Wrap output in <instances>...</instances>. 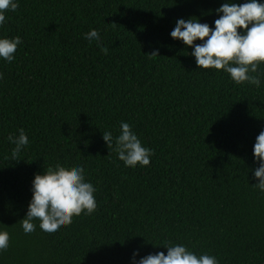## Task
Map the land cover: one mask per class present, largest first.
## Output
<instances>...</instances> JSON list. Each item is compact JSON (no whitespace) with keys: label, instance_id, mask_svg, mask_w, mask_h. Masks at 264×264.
<instances>
[{"label":"trees","instance_id":"obj_1","mask_svg":"<svg viewBox=\"0 0 264 264\" xmlns=\"http://www.w3.org/2000/svg\"><path fill=\"white\" fill-rule=\"evenodd\" d=\"M226 0H19L0 36H20L0 60V264H132L168 242L219 264H264V192L254 170L264 131V84L203 70L170 33L179 18L214 27ZM246 0H237L244 3ZM91 29L102 45L85 39ZM197 43H200L197 41ZM158 52L159 55L151 54ZM130 124L153 150L125 167L102 131ZM30 144L17 161L9 134ZM83 165L97 210L50 235L25 234L36 174Z\"/></svg>","mask_w":264,"mask_h":264},{"label":"clouds","instance_id":"obj_2","mask_svg":"<svg viewBox=\"0 0 264 264\" xmlns=\"http://www.w3.org/2000/svg\"><path fill=\"white\" fill-rule=\"evenodd\" d=\"M18 8L19 0H0V29L8 22L6 13L15 12ZM215 14L219 18L214 21V27L202 23L198 17L179 18L170 36L193 49L190 55L195 58L199 69L222 70L237 85L260 88L264 84V0H246L244 3L226 0ZM85 39L95 42L107 53L100 33L95 29L87 32ZM22 43L20 36H0V60L12 63ZM3 80L4 73L0 72V82ZM102 132L107 147L116 152L125 167L150 166L154 152L143 145L130 124L121 122L120 134L116 137L110 131ZM7 141L14 145L12 161H17L30 144L23 128L18 134H9ZM253 155L259 165L254 170L258 183L253 186L264 192V131L256 137ZM31 191L26 217L20 221L25 234L36 232L35 221H39L40 230L54 235L70 226L75 217L92 215L97 210V189L87 179L83 165L65 167L57 164L42 174H36ZM10 239L8 231L0 230V255L10 247ZM162 246L167 249V254L160 251L140 256L137 250L133 253L132 264H219L215 256L197 254L182 243L168 242Z\"/></svg>","mask_w":264,"mask_h":264}]
</instances>
